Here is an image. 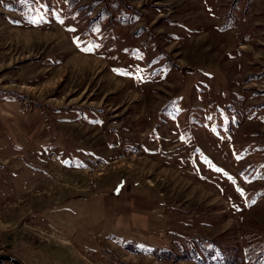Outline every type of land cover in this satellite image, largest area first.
<instances>
[{
  "label": "rangeland",
  "instance_id": "obj_1",
  "mask_svg": "<svg viewBox=\"0 0 264 264\" xmlns=\"http://www.w3.org/2000/svg\"><path fill=\"white\" fill-rule=\"evenodd\" d=\"M32 110L46 146L0 156V264H264V0H0V113ZM117 176L143 230L48 260L46 211Z\"/></svg>",
  "mask_w": 264,
  "mask_h": 264
},
{
  "label": "crops",
  "instance_id": "obj_2",
  "mask_svg": "<svg viewBox=\"0 0 264 264\" xmlns=\"http://www.w3.org/2000/svg\"><path fill=\"white\" fill-rule=\"evenodd\" d=\"M40 119L41 114L38 110L19 113V115L0 113V147L3 148L8 144L5 149L0 148V156H11L12 150H18L26 143L28 147L30 143L36 142L42 128L39 126ZM44 146L46 143L41 142L35 144L34 149L38 152V149ZM136 194L139 195L133 189L128 177L117 176L110 182L106 181L98 185L90 193L57 201V210L48 209L45 219L49 225L48 230L61 234L65 239L63 241L65 245L62 249L52 245L46 246L44 256L54 262L57 259L55 255L60 252L66 254L65 261L72 260L76 256L75 253H79L82 257L79 250L89 249L93 253L97 249L96 238L100 232L110 227L116 230L127 228L128 232H141L145 223L142 219L145 217L144 214L152 209V203H148L149 200ZM26 199H30L32 210H35L34 198ZM51 205L53 204L46 206ZM42 207L45 208V205ZM82 259L77 260L82 262Z\"/></svg>",
  "mask_w": 264,
  "mask_h": 264
},
{
  "label": "trees",
  "instance_id": "obj_3",
  "mask_svg": "<svg viewBox=\"0 0 264 264\" xmlns=\"http://www.w3.org/2000/svg\"><path fill=\"white\" fill-rule=\"evenodd\" d=\"M193 253H195V252H193ZM2 259H3V257H0V262L2 261Z\"/></svg>",
  "mask_w": 264,
  "mask_h": 264
},
{
  "label": "snow or ice",
  "instance_id": "obj_4",
  "mask_svg": "<svg viewBox=\"0 0 264 264\" xmlns=\"http://www.w3.org/2000/svg\"><path fill=\"white\" fill-rule=\"evenodd\" d=\"M242 191V190H241Z\"/></svg>",
  "mask_w": 264,
  "mask_h": 264
}]
</instances>
